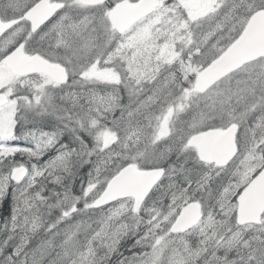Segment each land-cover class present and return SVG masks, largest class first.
Here are the masks:
<instances>
[{"label": "snow or ice", "instance_id": "obj_1", "mask_svg": "<svg viewBox=\"0 0 264 264\" xmlns=\"http://www.w3.org/2000/svg\"><path fill=\"white\" fill-rule=\"evenodd\" d=\"M0 264H264V0H0Z\"/></svg>", "mask_w": 264, "mask_h": 264}]
</instances>
